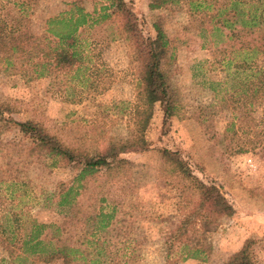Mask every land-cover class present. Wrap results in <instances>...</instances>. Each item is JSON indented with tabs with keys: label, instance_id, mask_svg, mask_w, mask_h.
Here are the masks:
<instances>
[{
	"label": "rangeland",
	"instance_id": "obj_1",
	"mask_svg": "<svg viewBox=\"0 0 264 264\" xmlns=\"http://www.w3.org/2000/svg\"><path fill=\"white\" fill-rule=\"evenodd\" d=\"M12 1L18 2L0 0V14L14 15L9 4ZM124 1L145 36L154 37L158 26L169 39L160 66L176 91L175 106L165 119L163 106L155 104L144 133L148 150L120 155L129 170L111 177L110 184L101 181L96 187H104L102 192L110 196L134 201L147 220L149 215L179 214L178 186L160 166L161 150L167 149L176 152L198 179L219 187L234 209L233 215L222 218L217 230L202 241L205 254L198 259H182L177 248L165 257L167 224L150 220L144 225L146 218H139L131 230L139 243L135 247L139 257L134 264H225L231 255L245 248L254 264H264V144L255 148L243 144L251 135L245 138L241 134L245 128L233 110L236 105L225 100L232 88L245 89L247 81L246 76L234 73L228 60L220 62L216 51L227 40L222 43L206 33L202 35L185 6L150 9L149 0ZM73 2L89 13L109 5L108 0H39L37 7L29 11L30 28L41 34L47 19L64 12ZM117 25L111 17L80 30L88 68L83 73L99 86L96 91H85L86 87L69 81L70 77L28 81L19 73L0 71V104L11 100L17 109L0 115V224L7 231L8 211H18L25 219L60 224L63 216L52 195L57 187L71 181L74 171L48 158L24 164L20 157H6L9 142L26 143V139L16 126L4 121H37L67 144L83 138L89 142L93 137H127L138 70L129 63L130 49L118 36ZM79 92L83 95H79L80 100ZM263 113L264 103L254 106L250 117L259 121ZM239 145L244 150L235 153ZM90 203L88 194L81 193L76 199L79 211H85ZM124 250L121 248L120 253ZM4 255L0 245V258Z\"/></svg>",
	"mask_w": 264,
	"mask_h": 264
},
{
	"label": "trees",
	"instance_id": "obj_2",
	"mask_svg": "<svg viewBox=\"0 0 264 264\" xmlns=\"http://www.w3.org/2000/svg\"><path fill=\"white\" fill-rule=\"evenodd\" d=\"M38 1H12L9 4L14 15L0 14V71L19 73L28 81L70 77L69 81H77L82 88L86 87L85 91H96L99 86L83 73L88 68L79 34L82 28L99 25L112 17L118 22V36L130 49L129 63L138 70L135 104L124 139L93 137L89 142L83 138L67 144L37 121H4L16 126L19 135L26 139V143L9 142L6 157L14 160V156L20 157L24 164L48 158L70 167L74 175L52 195L63 216L60 224H45L32 217L25 219L18 211H8V231L0 224V245L5 252L0 264L55 260H60L61 264H134L139 257L135 252L139 243L131 230L137 220H144L146 215L134 201L105 194L104 187H96V184L101 181L110 184L114 175L126 174L129 168L119 159L120 155L148 150L144 133L155 104L163 106L165 119L174 108L176 91L160 66L169 39L158 26H155L154 37L145 36L124 0H108L107 7L92 13L80 4L70 3L64 12L49 17L44 31L37 34L29 26V11L37 7ZM172 5L185 6L202 35L206 33L222 43H225L223 39L227 40L226 45L216 51L220 62L228 60L234 73L246 76L247 81L245 89L232 88L225 100L237 106L233 110L239 114L238 119L245 128L241 134L245 138L251 135L243 144L250 148L264 144V113L259 121L250 117L253 107L264 103V1L149 0L150 9ZM12 103L11 100L1 103L0 115L15 113L17 109ZM243 150L239 145L235 153ZM160 166L178 186L182 211L166 217L149 215L144 225L150 220L167 224L163 242L165 257L177 248L182 259H198L205 254L202 241L217 230L222 218L232 216L234 209L219 187L194 176L176 152L162 149ZM81 193L88 194L91 202L85 211H79L76 205ZM121 248L125 249L124 253H120ZM225 264L254 262L245 248L231 255Z\"/></svg>",
	"mask_w": 264,
	"mask_h": 264
}]
</instances>
